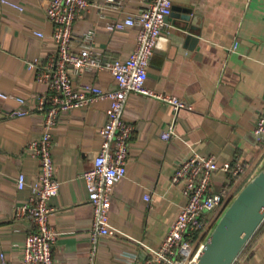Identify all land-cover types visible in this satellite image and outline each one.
Listing matches in <instances>:
<instances>
[{
	"label": "crops",
	"instance_id": "obj_1",
	"mask_svg": "<svg viewBox=\"0 0 264 264\" xmlns=\"http://www.w3.org/2000/svg\"><path fill=\"white\" fill-rule=\"evenodd\" d=\"M10 1L22 9L0 0V93L24 97L30 112L10 116L18 102L0 97V264H19L22 243L33 228L28 218L14 214L33 193L39 172V160L28 148L43 130V116L34 106L37 97L45 94L46 84L36 80V73L55 49L53 24L45 15L48 0ZM119 1L113 5L90 0L77 14L71 28L73 51L90 45L103 60L129 55L137 27L109 32L106 20L137 12L149 0ZM172 2L178 10L165 20L145 86L173 94L185 106L175 113L154 97L128 96L123 118L133 129L127 171L111 193L113 235L98 238L94 264H133L160 245L185 201L171 176L187 155L213 156L218 162L237 156L247 163L248 174L255 163L264 166V137L253 131L264 100V0ZM184 9H190L188 20L182 18ZM90 30L93 35L87 42L83 34ZM69 73L76 85L93 82L104 90L116 87L105 69L76 72L70 68ZM108 107L109 100L97 99L72 108L50 130L59 181L57 194L47 202L52 208L49 222L57 232L54 264L88 260L92 209L82 172L91 167L99 149L98 128ZM169 124L174 125L175 135L165 141L160 134ZM20 172L26 181L22 189L16 187ZM225 179V172L217 171L211 180L213 189L222 187ZM257 230L233 264H264V225Z\"/></svg>",
	"mask_w": 264,
	"mask_h": 264
},
{
	"label": "built area",
	"instance_id": "obj_2",
	"mask_svg": "<svg viewBox=\"0 0 264 264\" xmlns=\"http://www.w3.org/2000/svg\"><path fill=\"white\" fill-rule=\"evenodd\" d=\"M106 1L113 5L120 4L119 0ZM1 3L22 9L20 4L10 0H1ZM89 5L90 0H48L45 7V15L53 24L52 41L55 49L36 73V80L46 84L45 94L37 97L34 106L43 116V130L37 139L28 144V148L39 160V172L33 193L16 207L14 214L16 218H28L33 226L22 243L19 264H54L53 246L57 232L49 222L52 208L47 202L57 194L59 181L55 177L50 130L57 125L62 113L97 99L109 100L105 121L98 128L99 149L91 167L82 172L88 192L87 200L92 209L89 226L92 246L86 264H94L98 238L113 235L109 224L111 193L114 185L127 171L133 129L123 118L128 96L138 93L154 97L169 105L175 113L185 106L184 101L177 96L155 92L145 86L151 56L158 37L164 31L165 17L172 12V0H149L137 12L106 20L105 28L109 32L137 27L135 44L129 55L125 59L113 60L101 59L92 52L90 45H85L80 52L72 49V24L77 14ZM33 33L43 37L40 30H34ZM92 35L93 31L90 30L83 34V39L89 42ZM28 66L33 67L36 64L29 63ZM70 68L76 72L108 70L116 87L104 90L93 82L76 85L69 73ZM0 97H13L18 102L19 106L9 112L10 116H22L30 112L24 97L4 93H0ZM253 131L264 137V100ZM174 135V125L169 124L160 137L169 141ZM217 171L225 172L226 179L222 187L215 190L211 180ZM247 174V163L237 156L222 162H218L213 156L197 153L183 158L171 176V183L181 188L185 201L160 245L148 257L136 260L133 264H193L222 211L234 198L235 189L245 180ZM25 184V175L20 172L16 187L22 189ZM143 198L149 200L150 196L144 194ZM263 225L264 219L260 226ZM1 260L4 262L2 255Z\"/></svg>",
	"mask_w": 264,
	"mask_h": 264
},
{
	"label": "water",
	"instance_id": "obj_3",
	"mask_svg": "<svg viewBox=\"0 0 264 264\" xmlns=\"http://www.w3.org/2000/svg\"><path fill=\"white\" fill-rule=\"evenodd\" d=\"M176 9L172 7L171 13ZM183 13L182 18L188 20L190 9H184ZM263 219L264 166L222 211L193 264H233Z\"/></svg>",
	"mask_w": 264,
	"mask_h": 264
},
{
	"label": "trees",
	"instance_id": "obj_4",
	"mask_svg": "<svg viewBox=\"0 0 264 264\" xmlns=\"http://www.w3.org/2000/svg\"><path fill=\"white\" fill-rule=\"evenodd\" d=\"M259 169V166L257 165V163H255L254 165H253V167L251 168V170H250V172H249V174L247 175V177L245 178V180L235 189V193H234V196L238 193V191L245 185V183L252 177V174H254L257 170ZM261 227V226H260ZM259 227V228H260ZM259 228H258V230H259ZM257 230V231H258ZM256 234V232L253 234V237H254V235ZM252 240V237H251V239L249 240V242H248V244L250 243V241ZM248 244L246 245V247L244 248V250L241 252V254L242 253H245L246 251V248H247V246H248ZM240 254V255H241ZM239 255V256H240ZM238 256V257H239Z\"/></svg>",
	"mask_w": 264,
	"mask_h": 264
}]
</instances>
